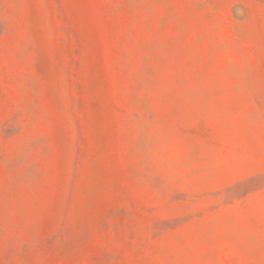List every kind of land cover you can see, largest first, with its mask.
I'll return each mask as SVG.
<instances>
[{"label":"rangeland","instance_id":"374dc122","mask_svg":"<svg viewBox=\"0 0 264 264\" xmlns=\"http://www.w3.org/2000/svg\"><path fill=\"white\" fill-rule=\"evenodd\" d=\"M0 264H264V0H0Z\"/></svg>","mask_w":264,"mask_h":264}]
</instances>
